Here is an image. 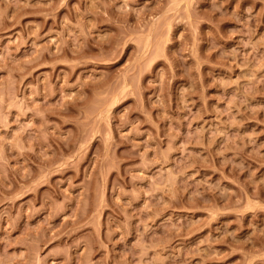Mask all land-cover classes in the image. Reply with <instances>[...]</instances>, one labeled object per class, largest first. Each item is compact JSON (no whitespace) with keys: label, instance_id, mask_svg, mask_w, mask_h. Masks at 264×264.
<instances>
[{"label":"rangeland","instance_id":"1","mask_svg":"<svg viewBox=\"0 0 264 264\" xmlns=\"http://www.w3.org/2000/svg\"><path fill=\"white\" fill-rule=\"evenodd\" d=\"M0 264H264V0H0Z\"/></svg>","mask_w":264,"mask_h":264}]
</instances>
